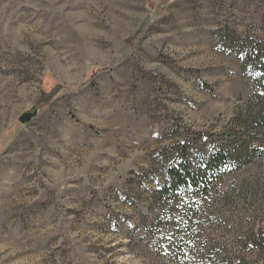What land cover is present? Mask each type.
I'll return each mask as SVG.
<instances>
[{"label":"rangeland","instance_id":"374dc122","mask_svg":"<svg viewBox=\"0 0 264 264\" xmlns=\"http://www.w3.org/2000/svg\"><path fill=\"white\" fill-rule=\"evenodd\" d=\"M254 42L264 0H0V264H176L134 226L252 92Z\"/></svg>","mask_w":264,"mask_h":264},{"label":"trees","instance_id":"16d2710c","mask_svg":"<svg viewBox=\"0 0 264 264\" xmlns=\"http://www.w3.org/2000/svg\"><path fill=\"white\" fill-rule=\"evenodd\" d=\"M246 47L252 92L206 152L192 159L195 145L185 144L178 159L160 162L162 181L134 226L142 240L157 241L167 262L264 264V44ZM236 173L240 180L223 185Z\"/></svg>","mask_w":264,"mask_h":264}]
</instances>
